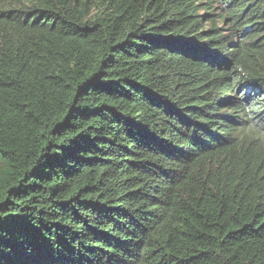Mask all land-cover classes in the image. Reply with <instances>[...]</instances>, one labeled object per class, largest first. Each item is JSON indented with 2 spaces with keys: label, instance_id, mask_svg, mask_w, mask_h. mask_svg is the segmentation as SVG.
I'll use <instances>...</instances> for the list:
<instances>
[{
  "label": "trees",
  "instance_id": "1",
  "mask_svg": "<svg viewBox=\"0 0 264 264\" xmlns=\"http://www.w3.org/2000/svg\"><path fill=\"white\" fill-rule=\"evenodd\" d=\"M0 264H264V0H0Z\"/></svg>",
  "mask_w": 264,
  "mask_h": 264
}]
</instances>
